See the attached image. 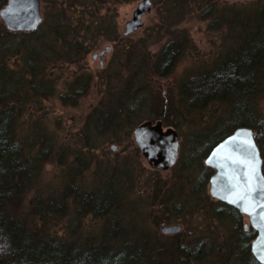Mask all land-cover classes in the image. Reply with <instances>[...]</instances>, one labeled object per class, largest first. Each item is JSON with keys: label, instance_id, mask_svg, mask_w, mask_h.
I'll return each instance as SVG.
<instances>
[{"label": "rangeland", "instance_id": "374dc122", "mask_svg": "<svg viewBox=\"0 0 264 264\" xmlns=\"http://www.w3.org/2000/svg\"><path fill=\"white\" fill-rule=\"evenodd\" d=\"M61 1L39 0L41 19L31 30H9L1 17L0 23L12 32H31ZM82 1L77 0L73 10L74 7L80 8ZM88 1L92 4L88 9L90 21L109 19L113 29L107 35L97 34V26L92 22L88 33L83 31V35L91 39L88 51L78 60L45 63L40 58L35 61L33 78L29 77L31 70L25 62L15 63L18 57L20 59L19 54L12 55L9 60V66L14 70L27 69V77L21 79L23 87L18 88L15 98L14 107L21 108L15 127L25 137L22 140L26 144L34 138L30 128L38 127L39 132L49 136L54 153L53 159L42 163L33 178V185L24 194L22 206L26 210L35 194L43 199L61 195L65 212L60 219L53 221L50 230L58 236L79 241L88 236H99L106 228L103 218L80 211L75 218L72 196L63 195V191L68 192L70 187L83 192L92 191L107 182L118 191L119 205L111 207V210L121 216L119 221L123 225L127 223L124 226L130 232L125 233V237L137 236L136 228L129 229L136 224L145 230L142 235L149 241H157L166 247L182 244L189 256L195 255L194 250L199 247V253H203H197V256L204 258L200 256L199 262L192 260L189 264H209L207 262L215 260V264L230 262L227 257L234 255L239 228L250 227V224L247 216L241 213L240 224H235L225 205L217 204L218 199L209 195V180H206V170L203 169L207 166L204 147L220 137L223 130L218 128L221 127L220 120H229L230 108L226 103L215 101L204 108H193L185 99L182 100L180 84L192 74L211 70L226 52L242 46L253 26L252 13L264 5V0H149V9L141 15V25L127 34L124 33L125 24L132 19L141 0ZM73 10H68L67 14ZM169 39H175L177 57L168 72L161 75L153 68V62ZM178 40L183 42L179 44ZM53 46L57 48V44ZM32 47L40 52L39 45ZM100 51H103L101 55ZM137 57L146 60L142 73L132 75L139 62L135 59ZM138 64L141 66L140 62ZM130 78L136 85L139 81L144 88L146 108H136V113L119 129L111 125L108 128L111 130L105 128L101 135L95 133L99 125H95L94 115L113 108V100ZM61 95L66 97L61 99ZM249 103V109L255 110L257 116L264 120L262 86ZM151 105L153 108H148ZM146 120H159L164 128L172 127L177 132L178 154L173 164L165 169L150 166L135 140L134 128ZM171 121L175 125L170 124ZM37 147H29V155H34ZM185 153L191 168L179 171L180 164L185 162L184 157L179 163V157ZM184 179L185 186L188 180L191 184L202 183V192L207 193L210 199L201 200L196 196L194 200H186L189 186L179 193ZM175 202L177 209H173ZM214 212L223 215L216 217ZM72 218L80 220V225L71 231L68 223ZM172 225H178L179 229L163 231L164 227ZM122 240L120 237L117 241ZM171 264H180V260L174 259Z\"/></svg>", "mask_w": 264, "mask_h": 264}, {"label": "trees", "instance_id": "16d2710c", "mask_svg": "<svg viewBox=\"0 0 264 264\" xmlns=\"http://www.w3.org/2000/svg\"><path fill=\"white\" fill-rule=\"evenodd\" d=\"M76 2L77 0H68V2L65 0L64 3L62 0L40 26L28 33L9 31L0 23V264H171L174 259L177 262L180 260V264H189L192 260L199 262V259L204 258L202 255H200L201 258L197 256L200 252L199 247L195 248V255L189 256L182 244L166 247L157 241H149L142 235L146 233L145 230L136 224L129 229L136 228L138 234L135 237L137 238L125 237V233L130 232L126 231L127 228L124 226L127 223L123 225L119 221L121 216L111 210V207L119 205L118 191L107 182L105 185L100 184L101 186H97L92 191L83 192L77 187H70L69 190L67 189L68 192L63 191V195L72 196L77 212L74 211L75 218L80 215L78 211L103 218L102 223L105 222L103 225L106 228L99 236H88L79 241L73 237L58 236L50 230L54 224L53 221L60 219L61 214L65 212L61 195H51L43 199L35 194L36 197L31 199L26 210L22 206L24 194L33 185V178L36 177L42 163L46 159H53L54 153L49 136L43 131L39 132L38 127L30 128L33 130L34 138L28 140L27 144L23 142L25 137L20 135L15 127V119L21 111V108L14 107L15 98H17L18 88L23 85L21 79L27 77V69L24 67L23 71L19 68L14 70L9 66V60L12 55L19 54L20 59L18 57L15 63L20 60L25 62L31 70L29 77L33 78L37 64L35 61L40 58L41 62L43 60L45 63L60 60L74 61L87 52L91 39L83 35V31L88 33L93 24L97 26L95 32L97 34L107 35L109 30L113 29L109 19L95 18L91 24V12L88 9L92 4L88 0H83L80 3L81 7H74L73 10L72 7L77 5ZM4 3L5 0H0V8ZM68 10L74 12L67 14ZM87 14L89 18L86 17ZM251 20L254 27L252 26L249 30L243 42L245 45L242 44L226 52L211 70L192 74L183 80L180 84V92L182 100L185 99L193 108H204L206 104L213 101L226 103L227 108H230L229 120H220L221 127L218 128L223 129L220 137L204 147L205 156L219 140L236 127L249 126L254 130L264 175V120L257 116L255 110L249 109L251 108L249 102L254 94L258 92L259 87L264 88L262 85L264 83V5L255 8ZM20 34H24V37ZM178 41L176 42L179 44L183 42ZM54 44H57V48H54ZM33 45H39V53L32 47ZM177 52L175 39H169L158 53L156 61L153 62L155 71L161 75L168 72L173 60L177 57L175 55ZM135 59L141 63V66L138 62L132 75L135 73L139 75L142 73V65L146 58ZM129 62L130 60L126 64L128 65ZM137 80L136 78L135 81ZM143 89L139 81L136 85L133 78L128 79L113 100L114 109L102 114L98 113V116L94 115L95 125H99L96 126L95 133L101 135L104 129H108L111 125L119 129L136 113V108H146L147 102H145L146 97L143 96ZM105 92L108 93V91ZM65 95H61L60 98L62 99ZM170 124L175 125L174 121ZM32 145L38 147L34 155H29V147ZM179 158V163L183 158L185 159V162L180 164L179 171L191 168L190 162H187L186 153ZM203 169L206 170V180H209L213 169L207 166ZM186 183L189 186L186 200H194L196 196L201 200L210 199L207 193L203 194L202 183L191 184L189 180ZM187 186L184 179L179 193H183V189ZM177 202L181 205L180 201ZM216 203L225 205L229 216L235 219V224H240L241 214L235 207L220 200ZM178 204L175 202L173 209H177ZM214 213L216 217L219 216L218 213ZM222 215L220 214L219 217ZM75 218L68 223L71 231L80 225V220ZM34 220H39L41 223L37 224ZM239 229V240L233 249L234 255L230 257L231 259L228 256L230 262L225 264H263L250 251V242L256 234L255 230L251 226ZM120 237L123 239L122 242L117 241ZM223 260L225 261V257ZM215 262L216 260L207 263L215 264Z\"/></svg>", "mask_w": 264, "mask_h": 264}, {"label": "water", "instance_id": "95a60500", "mask_svg": "<svg viewBox=\"0 0 264 264\" xmlns=\"http://www.w3.org/2000/svg\"><path fill=\"white\" fill-rule=\"evenodd\" d=\"M149 6V0L139 2L132 19L125 24V34L141 25V15ZM0 17L9 30H31L41 19L39 0H7L0 9ZM134 137L150 166L165 169L176 160L179 139L172 127L164 128L159 120H146L134 128ZM204 163L214 170L209 178V195L247 216L256 232L250 242L251 253L264 264V175L253 129L236 127L211 148ZM178 229V225H172L163 231Z\"/></svg>", "mask_w": 264, "mask_h": 264}]
</instances>
